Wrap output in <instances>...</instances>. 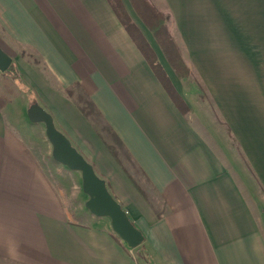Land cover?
I'll list each match as a JSON object with an SVG mask.
<instances>
[{
    "label": "crops",
    "instance_id": "0c3cea01",
    "mask_svg": "<svg viewBox=\"0 0 264 264\" xmlns=\"http://www.w3.org/2000/svg\"><path fill=\"white\" fill-rule=\"evenodd\" d=\"M150 1L189 66L179 79L162 62L181 106L107 0H0V46L21 81L145 236L131 248L109 217L79 216L11 110L28 90L2 82L0 264H142V252L152 264H264V0ZM67 88L92 100L121 159Z\"/></svg>",
    "mask_w": 264,
    "mask_h": 264
},
{
    "label": "trees",
    "instance_id": "16d2710c",
    "mask_svg": "<svg viewBox=\"0 0 264 264\" xmlns=\"http://www.w3.org/2000/svg\"><path fill=\"white\" fill-rule=\"evenodd\" d=\"M107 1L164 89L174 101L181 106L183 100L180 97V93L174 86L162 62L164 61L179 79H186L189 76L190 70L187 62L182 56L179 44L175 37H173L167 14L161 12L150 0H127L137 20L140 21L149 32L150 37L148 38L143 28L134 19L125 0ZM4 74L12 79H18L19 81L22 79L17 64L14 61H12ZM66 91L74 99L81 112L89 118L97 131L103 137V132L107 134L105 143L109 145V148L114 153L113 155L121 159L120 154L125 152L123 145L118 136L108 126L103 124L101 113L95 107L92 100L83 93L76 94L74 89L67 88ZM33 101H36V99ZM181 110L184 111V107H182ZM146 256H148V252L141 253V259L143 258L146 264H152L151 259Z\"/></svg>",
    "mask_w": 264,
    "mask_h": 264
},
{
    "label": "water",
    "instance_id": "95a60500",
    "mask_svg": "<svg viewBox=\"0 0 264 264\" xmlns=\"http://www.w3.org/2000/svg\"><path fill=\"white\" fill-rule=\"evenodd\" d=\"M11 63L12 56L0 46V71H6ZM27 114L31 121L45 123L46 135L52 144L53 158L81 172L82 187L88 195L86 207L97 216L109 217L112 228L129 247L135 248L142 244L145 239L143 231L130 219L128 212L110 192L106 180L97 174L93 164L57 128L52 113L38 101H33Z\"/></svg>",
    "mask_w": 264,
    "mask_h": 264
},
{
    "label": "rangeland",
    "instance_id": "374dc122",
    "mask_svg": "<svg viewBox=\"0 0 264 264\" xmlns=\"http://www.w3.org/2000/svg\"><path fill=\"white\" fill-rule=\"evenodd\" d=\"M125 2H126L128 8H129V10L131 11L134 19L143 28V30L145 31V33L148 35V38H149L150 37L149 32L144 28V26L140 23V21L137 20V17L132 12V9L129 6L127 0H125ZM150 40H151V38H150ZM154 46H155V44H154ZM0 72L1 73H4L5 71H3V72L0 71ZM2 80H3V77L0 76V89H3V87L5 88V86H3L1 84L3 82V84H6L7 86H9L13 90L12 93H14L15 95H17V94H19L21 92L23 93L24 89H26V92L28 90V92H27V98L24 97L23 101H22V98L21 97H18V96H16V97L13 98L15 102L11 106V110H13L15 112L18 111V110L20 112H23L22 117L24 118V120L21 123L22 124V129H25L28 133H30V135L33 136V138L36 140V142L38 143V145L41 148L42 147L44 149L46 148V159H47L48 162L52 163V165H51L52 168L50 167L49 169H50V171L54 172V175L53 176L56 175L57 178L58 179H61L62 182L67 187V189L69 191V195L73 199L72 206L74 205L75 207H77V208L80 209V211H78L79 216H81V213L80 212H82L83 210H84V212H90V210L85 205V202L88 199V196L84 192L83 187H82L81 172L79 170L71 169L68 166H66V165L58 162L57 160H55L53 158V156H52V144L50 145L51 142L49 141V139H48V137H47V135L45 133V127H46L45 126V123L44 122H33L28 117V114H26V111L28 110L29 105L32 103V102L30 103L29 100L38 98V95L36 94V91L34 90V88L28 87L27 85H25V82L24 81H18L16 79H11V78H8L6 81H2ZM74 92L76 94H79L80 93L79 90H76ZM9 95H12V94L10 93ZM38 102H39V100H38ZM56 126L60 130V128H59V126L57 124H56ZM110 192H111V190H110ZM138 260H140V259L138 258ZM141 262H142V264H146L145 261L143 260V258L141 259Z\"/></svg>",
    "mask_w": 264,
    "mask_h": 264
}]
</instances>
